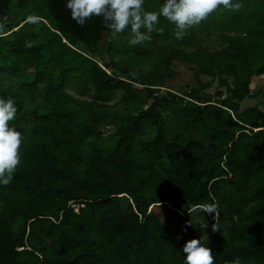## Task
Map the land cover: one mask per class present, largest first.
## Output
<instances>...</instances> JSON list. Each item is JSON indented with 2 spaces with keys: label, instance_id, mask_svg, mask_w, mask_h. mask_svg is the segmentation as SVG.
<instances>
[{
  "label": "trees",
  "instance_id": "trees-1",
  "mask_svg": "<svg viewBox=\"0 0 264 264\" xmlns=\"http://www.w3.org/2000/svg\"><path fill=\"white\" fill-rule=\"evenodd\" d=\"M11 4L3 0L0 20ZM47 6L48 18L32 24L24 15L0 37V97L13 99L9 124L22 133L21 163L0 185V264H183L199 216L215 264H264V132H254L264 112L236 104L250 97L249 85L228 89L234 97L221 106L202 97L209 85L199 79L188 95L162 97L158 79L134 80L116 59L96 60L111 32L102 18L81 27L63 0ZM158 29L153 47L171 42L177 48L161 50L189 62L175 25L160 17ZM220 72L237 75L231 66ZM118 92L121 101L104 102ZM158 203L179 215L178 227L161 220ZM208 203L218 206L214 217Z\"/></svg>",
  "mask_w": 264,
  "mask_h": 264
},
{
  "label": "rangeland",
  "instance_id": "rangeland-1",
  "mask_svg": "<svg viewBox=\"0 0 264 264\" xmlns=\"http://www.w3.org/2000/svg\"><path fill=\"white\" fill-rule=\"evenodd\" d=\"M162 2L145 0L144 7L149 11H158ZM47 3L48 0H12L9 18L0 20V34L5 33L0 37L11 34L13 31H8L16 28L24 20V15L48 18ZM156 34L157 31L150 33V41ZM129 39L127 30L119 34H105L104 40L93 50L98 53L96 60L102 65H111L116 59L122 68L127 67V76L134 80L158 79L164 87L155 89L160 90L162 97H166L168 92L180 97L188 95L199 87V79L203 85H209V88L201 93L202 97L211 95L212 103L218 106H221L225 99L234 97L228 89L240 90L244 84H248L250 97L243 102L236 100V104H239L241 111L257 107L264 112V76L255 74L257 69L264 66V0H242V7L237 12L218 9L199 25L186 30L183 41L188 45L182 44L180 49L189 54V62L171 60L170 52L161 50L164 46L177 48L175 44L171 46V42H160L159 49H156L150 41L133 46L129 44ZM229 66L235 69L237 75L221 74L220 70ZM203 67L214 68L213 74L199 73ZM69 92L75 98L78 97L75 91ZM219 92L222 96H218ZM93 95L94 93L89 91L82 99L89 101ZM123 98L124 94L118 92L109 95L104 102L113 105ZM185 106L186 103L183 107ZM179 111L178 107L177 112ZM156 134V129L150 130L145 140L150 141ZM153 206H156V214L166 224L174 228L181 224L179 215L172 212L167 205L158 203ZM75 210L78 211L77 206ZM202 224H206L203 217H197L195 225L199 233L197 236L190 235V240L204 237L203 242L206 239Z\"/></svg>",
  "mask_w": 264,
  "mask_h": 264
},
{
  "label": "clouds",
  "instance_id": "clouds-1",
  "mask_svg": "<svg viewBox=\"0 0 264 264\" xmlns=\"http://www.w3.org/2000/svg\"><path fill=\"white\" fill-rule=\"evenodd\" d=\"M63 3L77 25L82 27L93 17H100L104 28L113 33L127 30L129 44L133 46L151 40L150 33L159 31L160 17L175 25L174 35L180 40L186 30L199 25L218 9L237 12L242 7V0H163L158 11L147 10L145 0H63ZM39 20L40 17L29 15L26 22L36 24ZM17 111L13 99L0 97V185L11 183L21 163L22 133L9 124L16 118ZM202 207L213 217L217 214L215 203ZM206 227V224L201 225L202 229ZM203 239L193 238L184 243L183 264H215L212 250L202 242ZM231 264H241V261L237 258Z\"/></svg>",
  "mask_w": 264,
  "mask_h": 264
},
{
  "label": "built area",
  "instance_id": "built-area-1",
  "mask_svg": "<svg viewBox=\"0 0 264 264\" xmlns=\"http://www.w3.org/2000/svg\"><path fill=\"white\" fill-rule=\"evenodd\" d=\"M254 132L255 133L264 132V128L254 129Z\"/></svg>",
  "mask_w": 264,
  "mask_h": 264
},
{
  "label": "water",
  "instance_id": "water-1",
  "mask_svg": "<svg viewBox=\"0 0 264 264\" xmlns=\"http://www.w3.org/2000/svg\"><path fill=\"white\" fill-rule=\"evenodd\" d=\"M2 2H3V0H0V5L2 4ZM8 18H9V16L6 19H8ZM6 19H4V20H6Z\"/></svg>",
  "mask_w": 264,
  "mask_h": 264
}]
</instances>
